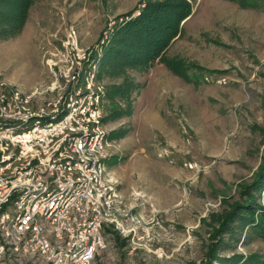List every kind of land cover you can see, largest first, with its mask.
I'll use <instances>...</instances> for the list:
<instances>
[{"label": "rangeland", "instance_id": "rangeland-1", "mask_svg": "<svg viewBox=\"0 0 264 264\" xmlns=\"http://www.w3.org/2000/svg\"><path fill=\"white\" fill-rule=\"evenodd\" d=\"M145 1L32 0L22 24L0 13V93L52 87L49 64L59 65L66 51L70 74L79 67L82 80L89 61L96 63L110 143L106 169L130 231L106 226L91 264L264 255V241L247 238V227L220 231L226 213L246 202L248 186L264 207V187L251 185L264 166V0H186L191 12L164 52L182 60L179 73L159 58L149 66L102 67L115 27ZM58 82L43 95L55 96L64 85L62 77ZM0 264L52 263L6 252Z\"/></svg>", "mask_w": 264, "mask_h": 264}, {"label": "built area", "instance_id": "built-area-1", "mask_svg": "<svg viewBox=\"0 0 264 264\" xmlns=\"http://www.w3.org/2000/svg\"><path fill=\"white\" fill-rule=\"evenodd\" d=\"M69 56L49 64L52 87L0 93V256L27 252L52 264H91L106 226L130 231L106 169L110 143L96 63L89 61L82 80L81 68L70 74ZM58 77V93L43 95Z\"/></svg>", "mask_w": 264, "mask_h": 264}, {"label": "trees", "instance_id": "trees-1", "mask_svg": "<svg viewBox=\"0 0 264 264\" xmlns=\"http://www.w3.org/2000/svg\"><path fill=\"white\" fill-rule=\"evenodd\" d=\"M0 1L4 3L6 9H2L3 6L0 5V13L6 14L9 19L17 20L20 24L23 23L32 2V0ZM190 12L191 4L186 0H146L137 15L115 27L109 44L103 50L101 66L108 69L127 65L149 66L159 58L179 73L183 67L179 63L182 60L168 59L164 57V52L171 40L181 31L180 22ZM258 175L251 183L255 185L254 188L264 187V166ZM246 192L248 194L246 202L236 204L226 213V218L221 219L220 231L230 230L231 235H234L237 229L243 231L247 227L245 235L247 238L255 236L264 241V207L254 200L249 186ZM215 246L214 244L213 247ZM215 259L223 264H264V255L259 253H250L246 256L242 254L220 256L210 253L205 264H211Z\"/></svg>", "mask_w": 264, "mask_h": 264}]
</instances>
